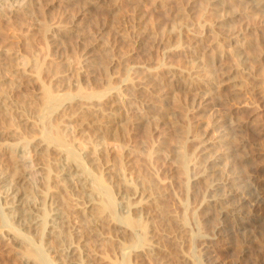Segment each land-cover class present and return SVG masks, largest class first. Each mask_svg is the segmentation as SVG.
<instances>
[{"label": "bare ground", "instance_id": "1", "mask_svg": "<svg viewBox=\"0 0 264 264\" xmlns=\"http://www.w3.org/2000/svg\"><path fill=\"white\" fill-rule=\"evenodd\" d=\"M54 1L79 7L71 24L59 26L58 31L51 34L54 46H59L66 37L85 38L86 27H82L80 19L94 20L97 13L111 17L106 23L102 18L94 21L109 35L116 33L121 43L129 42L127 35L135 32L139 37L133 41V49L150 56L152 47L159 44L166 56L186 54L192 63L177 66L167 61L142 66L137 76L130 78L128 73L121 78L123 88L110 80H106L102 90L93 92L77 87L75 93L80 96L98 95L108 90L111 99L107 106L75 102L57 113L53 120L50 112L60 102L56 86L46 89L41 106L33 104L31 99L28 101L23 94L16 96L18 90L28 88L37 80L34 58L20 49L7 52L11 57L4 58L0 53V164L6 166H0V242L9 246L19 264H109L119 257L118 264H150L152 260L164 264L165 259L182 250L177 251V244L172 243L177 253L172 254V249L171 255L166 256L171 239L167 238L169 244L165 240L167 235H163V240L156 230L157 218L161 217L167 224H170L168 220L174 219V222L176 218L167 209L168 201L163 200L165 189L156 183L146 159L142 161L141 151L125 144L110 146L108 135L120 133L127 126L142 129L155 119L167 120L179 135L167 153L163 148L154 149L155 155L163 154L172 165L170 174H181L186 184L191 179L189 166H201L195 179L203 177L200 180L203 186L211 185V174H219L222 161L228 159L230 153L227 142L231 134L227 126L242 131L251 123L234 121L228 116L224 119L228 123L225 125L215 116L214 132L199 138L189 120L177 121L172 112L191 108L193 116L199 118L214 102L242 108L254 106L255 97L264 98V76L260 74L264 68V0H122L127 6L122 14L117 11L120 0ZM42 4L40 0H0V20L10 21L20 16L30 29H37L39 17L43 18L47 12L41 10V16L37 15ZM253 17L258 18L257 22H248ZM160 24L167 30L156 29ZM89 37L92 40L84 42L85 51L76 69V75L87 78L98 65L103 74L108 72L112 64L108 55L114 50L99 34ZM44 68L52 76L54 85L65 82L62 64L50 58ZM8 82L12 87H5ZM146 95H151L154 101ZM195 95L199 97L197 103ZM137 99L141 101L140 106L134 105L133 100ZM30 106L35 110L30 111ZM130 109L133 115L129 114ZM77 116L82 117H79L80 128L90 137L80 139L83 133L67 138L59 129L61 122ZM151 130L166 134V128L160 130L159 126ZM246 146L242 141L239 148L246 150ZM196 147L203 155L199 162L194 159ZM115 150L124 151L123 167L115 163ZM250 159L251 155H243V160ZM5 160L8 162L4 163ZM205 171L210 175H205ZM196 183L188 187L198 197L200 188ZM238 183V179L229 177L221 185L224 191L221 196L218 191L209 198H202L201 204L211 209L206 207L208 209L197 214L194 220L197 226L216 224L218 218L214 210L218 206L222 214L223 205H227L224 212L232 219L243 215L241 211L250 197H240L244 193ZM237 194L240 198L235 200ZM256 194H253L256 197L253 203L249 199L252 209L245 210L249 212L243 215L246 219L242 222L239 218L242 228L257 225L261 220L258 216L264 211L263 187ZM209 210L213 212L209 214ZM184 218L179 221L182 225ZM215 227L217 232L201 240V247L211 248L221 240L229 241L230 236L222 233V226ZM108 240L111 247L105 251ZM161 240L169 246L164 248L166 244L161 245Z\"/></svg>", "mask_w": 264, "mask_h": 264}, {"label": "rangeland", "instance_id": "2", "mask_svg": "<svg viewBox=\"0 0 264 264\" xmlns=\"http://www.w3.org/2000/svg\"><path fill=\"white\" fill-rule=\"evenodd\" d=\"M40 1H42L43 4L41 5L42 7L40 6V9L37 10V15L41 16V10L46 9L47 12L43 17L44 19L39 17L40 21L37 29H30L26 21L22 20L20 16L13 18L10 21L0 20V53L4 58H6L11 50L20 49L24 54L34 58V62H37V80L30 86H28V88H22L21 90H18L16 92V96L19 98L25 95V98H29L28 101L33 100V104L41 106L44 105V94L46 89L49 87L55 88L56 86L55 89H57L56 93H58L60 97V102L55 107H53L50 112V116L53 120L56 118L57 113L63 111L68 105L75 104V102H96L100 105H104L111 99L109 97L108 90L103 91L98 95L80 96V94L75 93V89L77 87H82L88 92H93L102 90L104 85L106 84V80H110L114 85L123 88L121 84V78L128 73L130 74V78L137 76L138 74L136 72L139 71L142 66H155L158 62L167 61L175 63L177 66L185 64L191 65L192 63V61L188 60L186 54H183L181 56L174 54L172 57L166 56L163 46L159 44H155L152 47V50H150V56H147L141 50L138 51L136 48L133 49L134 45L132 43L139 37L135 32L129 33L127 35L129 42L125 40V42L121 43V38H118V35L116 33L109 35L108 33H106V29L103 31L101 29L102 26L99 27L96 25V19L102 18V22L106 23V21L111 17L109 15L104 16L97 13H95L97 17H95V21L92 20V18H83L82 20L80 19L82 27H86V30L84 32L86 33V35L85 38H83L85 39V41L83 39L80 40V38L76 36H71L68 38L66 37V40L64 39V41L59 46H54L50 39L51 34L55 31H58L56 30L57 27H65L71 24L72 19L79 10V7L74 4L66 5L63 2L54 0ZM117 11L119 12V14L125 13L127 11V6L122 0L119 1ZM151 17L154 18L153 15ZM257 20V17H253L250 18L248 22L255 23L257 22ZM9 22L11 23L7 25L6 23ZM45 22H47V28L45 27ZM7 27H10L11 29H7ZM156 29L164 32L167 30V27L160 24ZM45 30L47 31L46 35L48 37L45 36ZM104 33L106 34L104 35ZM97 34L108 41V44L114 46V50H112V52L108 55L109 61L112 62L108 72L106 74H103L98 65L95 66V69L93 70L94 74L92 76H89L88 78L84 75H76L77 66L79 65L85 51L84 42L86 43L92 40L89 35L97 36ZM4 49L8 50L5 52ZM207 53H210L212 55L214 54L213 52ZM8 56L11 57V54ZM50 58L62 64V73H64L66 76L65 82H60L58 85L53 84L52 76L44 68L46 61ZM260 74L261 76H264V68L260 71ZM5 87H12L11 82H8ZM66 91H70V93H65ZM146 98H151L152 101H154L155 99L151 97V95H146ZM254 100V106L242 108H234L230 106V103L223 104L220 101H218V103L214 102V104H212L208 109L205 110L206 114L202 115L199 118L193 116V110H190L191 108L189 110L176 109L174 112H172V114L174 115V119H176L177 121H184L185 119L189 120V122L197 129L196 133H199V138H202L207 134L214 132V125L212 124V121H214L213 118L215 119V116L219 117L221 119V122L225 125H227L228 123L227 121H224V119L228 116L234 121L242 120L246 121L247 123H251L250 126H247L242 131H234L232 126H227V129L231 134V140L227 142L228 150L230 153L228 154V159L222 161V166L220 167L221 171L219 172V174L217 172L211 174L213 176H210V178L213 180L211 181V185H209L208 187L203 186V183H201L200 180L203 177H201L198 181L195 179L196 174L200 173L199 167L201 166H189L191 179L186 184L183 182V177L181 174H170L172 165L167 162V159L164 158L163 154L155 155L154 149L160 150L163 148L167 153V149H170L174 138L179 135V132L176 129L172 128L167 120H164L163 122L161 121L162 119H155L152 121V123L148 124V126L146 125L142 129L138 128L134 130L132 129V127L129 128L127 126L126 129L124 131H120V133H116L115 135L112 133L108 135L107 141L110 146L113 145V143H116L115 145L125 144L129 147H134L141 151V153L143 154L142 161L146 159L145 162H148L149 170L153 173L156 183L158 185H161V187L165 189L166 195L164 197L166 199L163 198V200L168 201L167 209L173 212L176 218L174 222L172 221L174 219H172L171 221L168 220L170 224H167V221L165 223L161 217L157 218L158 224L156 228L158 229L156 230L158 231V234L159 232L161 233L159 235L161 239L164 240V236L167 235V237H165V240H167V238H170L172 241L176 242L174 243L169 239L171 243L170 244L168 242L169 240H167L166 242L170 244L169 246L168 243L161 240V245L164 244L163 242H165L166 244L165 246L163 245L164 248H167L169 246L167 250L165 249L167 252L166 256L170 254L169 252H171L172 249V254L177 253V251L180 249L182 250L181 252L179 251L177 253L179 255L174 254L175 256H173L170 254L171 256H169V258L167 257L168 259L164 260V264H180L181 262H186L183 264H187V262H191L189 264H201V262L202 264H234V262H237L236 264H264V211L262 210L261 214L258 216H261V222L258 220L257 225L250 224L248 228H242L239 226L241 220L243 222L246 219V217L243 215L249 213V210L252 209V205H248V203L250 200V203L254 202L253 200L256 197H254L253 194H256L257 191H259V188L263 187L264 189V98L255 97ZM133 101L134 105L140 106V100L137 99ZM198 101L199 97L195 95V103H197ZM165 103H167L168 105L171 104L169 101H166ZM29 110L33 111L35 110V108L30 106ZM132 111L133 110L130 109V115L134 114V112ZM79 117L80 116L72 117L70 120L61 122L59 129L64 132V135L67 138L71 137L73 134L79 136L83 133L85 135H81L80 139H84V137H90L88 135L89 133L86 130L80 128L81 124L79 123L81 121L80 118L82 117ZM163 124H165V127H163ZM9 125L13 126V124L11 123H9ZM155 126H159L160 130L166 128V134L159 135L160 132L155 133L154 131H152L151 129ZM242 141H244V143H246L247 145L246 150H242L239 148ZM122 153H124V151L122 150H115L114 152V155L116 157L115 163L117 162L120 167H123L124 162L123 158H121V156L123 155ZM245 153L251 155L250 160H243V155ZM194 157V159H197L198 162L200 160L202 161L203 155H201V153L197 150V147L195 148ZM3 161L4 158L2 159V162ZM6 162L8 161L5 160L4 163ZM203 163L205 164V160H203ZM0 166L2 168L6 167L2 164H0ZM204 174L210 175V172L205 171ZM229 177L238 179L239 186L241 187V189L243 188L242 193L244 194H242V196H240V194L235 195V200L240 197L242 198L243 196L245 198L250 197V200L247 199V206L244 205L245 209L243 207V210L241 211V213H243L244 211L243 215H240L239 217H237V219L235 217V219L239 223H237V221H234L235 219H232V216L226 215L225 208L228 206L223 205L224 207H222V212L225 213L226 216L223 213H220L221 211L219 210H221V207L219 209V206L215 208L216 210L218 209V213L216 210H214L218 218L216 223L217 225L208 223V225H203V228H201V226H197L196 222L194 221L195 217H197V214L201 213L203 209L205 210L210 208L208 205L201 204L202 198L204 196L209 198L212 193L218 194V191H220V193L224 192L221 188V185H223V182ZM194 182H197L196 185H198L197 187L200 188V195L198 197H195L188 187L189 185H193ZM245 192L247 193L246 195ZM248 193H250L254 198L252 196H249ZM219 195L221 196L222 193ZM255 196H257V194ZM232 200L233 199H231L229 202H231ZM247 208L249 212L245 211L247 210ZM185 210L186 213L184 214L183 212H185ZM193 211L195 213L191 214V212ZM211 211L209 210V214L213 212ZM183 216L185 218L182 225L179 221H182L180 219ZM239 218H241V220ZM228 221L230 224L228 223ZM224 224L227 225L225 226ZM214 225L218 227L222 226V229L225 230V232H223L224 230H222V233H226V236H230V242H228L232 245H229L228 242L221 240L219 241V243H222H220L221 245L217 242V244H213V247L211 246V248H209L210 246L201 247L203 245L201 243H203L204 239L210 238V236H213L214 233L217 232V228ZM232 229H234V231H232ZM229 230L233 232L234 236ZM190 233L194 236L192 237ZM202 236L205 238H203ZM187 237H192L193 241H191L192 238L189 240ZM236 239L238 241H236ZM199 240L203 241L198 243ZM234 240L236 241V244ZM110 241L111 240H108V242L106 243V249H104L105 251L110 249ZM172 243L175 245L177 244V246L175 247L177 251L174 249V245H172ZM237 246L241 247L237 248ZM202 249H204L205 251ZM201 250L202 252H200ZM181 256L184 261H181ZM186 257L191 258L187 259ZM130 258L132 259V256ZM192 258H195L196 260L194 259V261L196 262H193ZM169 259L170 262H167L169 261ZM119 260L120 257L113 258L112 262H109V264H118ZM152 261L154 264H156L154 260ZM152 261L150 262L152 263ZM0 264H19L18 259L13 256L9 246L5 245V242H0Z\"/></svg>", "mask_w": 264, "mask_h": 264}]
</instances>
